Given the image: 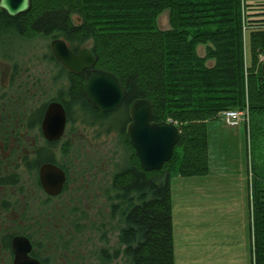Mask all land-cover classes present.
<instances>
[{
	"label": "trees",
	"instance_id": "16d2710c",
	"mask_svg": "<svg viewBox=\"0 0 264 264\" xmlns=\"http://www.w3.org/2000/svg\"><path fill=\"white\" fill-rule=\"evenodd\" d=\"M258 3L264 8V0H32L29 12L18 17L0 13V35L8 30L27 39L55 34L74 53L90 44L97 68L114 74L128 92L114 126L128 125L132 101L138 99L153 104V122L178 121L179 145L162 170L145 172L134 155L131 169L115 177L118 200L134 201L122 214L127 226L115 252L129 264H175L170 179L207 175L209 121L247 106L254 117L264 116V18L256 23L251 15L257 12L250 11ZM165 12L170 30L159 29ZM205 46L202 58L198 50ZM71 77L68 104L97 113L85 99L83 77ZM2 107L0 137H9L13 129ZM20 124L19 133L24 119ZM44 159L52 161L38 160ZM254 183V264H264V179L258 175Z\"/></svg>",
	"mask_w": 264,
	"mask_h": 264
},
{
	"label": "rangeland",
	"instance_id": "374dc122",
	"mask_svg": "<svg viewBox=\"0 0 264 264\" xmlns=\"http://www.w3.org/2000/svg\"><path fill=\"white\" fill-rule=\"evenodd\" d=\"M252 8L250 11L257 12L255 16L251 15L252 19L258 23L264 18V8L262 5L260 6V3L254 4ZM1 12L4 11L0 9ZM169 20V13L165 12L158 21L159 29L170 30ZM56 36L55 34L41 35L27 39L12 30L4 31L0 35V100L2 99L0 105L6 107L2 108L8 118L12 112L19 111L17 118L20 121L21 118L24 119L25 126V130L19 133V126L14 124L16 126L13 129H16L17 134L24 138L19 140L14 149L11 148L12 145H9L10 152H5H16V156L30 152V158L33 155L36 163L39 162L38 159L47 157L55 161L57 168H60V164L68 172L67 184L65 183L66 186L64 184L65 190L63 193L61 192V196V193L55 196L49 192L46 193L44 188L45 193H43L39 187L36 190L37 197L32 198L28 194L30 200L27 204L33 202L34 208L30 205L26 208L20 202L21 195H24V200L28 198H26V188L24 189L23 185L16 187L15 192H10V189L7 188L5 201L7 200L11 205L12 208H8L12 211L7 215L8 219L4 221L0 219V237H5L9 233L18 234L20 237L23 236L21 234H30L34 244L37 245L35 254L46 261V264H129L123 255H115V252L121 250L120 232L127 226L122 214L127 206L132 207L134 201L130 202L131 200L128 199V203L124 205L121 200H118L121 196L115 177L124 171H129L136 156L135 148L127 134V130L132 124L131 112L129 111L128 125L121 128L120 125L114 126L113 121L119 116V111L122 108L107 114L96 110L87 102L93 111L100 114L94 112L84 114L78 106L71 104L69 90L72 86L70 82L73 73L64 68L51 51L55 39H60ZM246 42H248L247 53H249L248 31L246 32ZM86 48L92 52L90 44H85L81 51ZM206 49L207 46L200 47L198 55L204 58ZM81 51L74 53L72 50L74 55H78ZM94 58L96 60L95 56ZM15 66L21 76L19 79L14 77L12 81L14 86H10L11 81H8V76ZM93 69H99L97 63ZM78 76H82L85 82V74ZM85 84L86 82L84 87ZM22 94V100L16 99L18 95L22 96ZM136 101L139 99L132 101V104ZM55 102L63 105L66 115L69 110V116L67 115L66 128L62 138L50 141L45 138L43 122L46 110ZM69 102L71 105L68 104ZM125 103L126 100L122 106ZM233 112L238 113L237 109L223 111L216 118L218 120L209 121V123H214L215 129L212 130L213 124L209 127L210 157L207 175L194 176L193 178L182 177L179 174L171 175L169 187L172 198L173 228L175 227L176 230L175 241L173 240L175 264H182L183 261L186 264H221V262L222 264H254L253 187L258 175L260 179H264V116L263 118L254 117L247 106L242 111L241 119L235 123L230 118L232 115L230 113ZM165 122L179 128L178 121L169 119ZM216 125L221 126L219 130ZM242 128L244 130L239 141H229L222 132L224 130L228 135H232L229 132L236 134ZM51 151L53 152L51 153ZM38 152L45 156L38 157ZM136 157L138 158V156ZM15 169L22 178L26 176L25 178L29 179L35 175L26 172V164L21 168L15 166ZM39 171L41 174L42 171L40 169ZM168 171L167 168L164 172L165 176ZM172 177H182L181 180L184 182L193 179V182L189 186L188 184L177 186L173 182L174 185L171 186ZM34 180L37 181V174ZM51 196L59 198L53 199ZM147 199L151 200L150 194ZM186 205H189L191 209H184L183 206ZM51 208L53 227L51 219L47 216ZM197 210H200L199 215L211 214L213 216V213L216 212L219 217L226 215L236 217L235 225H232V221L227 217L223 219L224 222H219L217 225H223L226 229L228 227L236 228L238 236L228 238L225 231L220 228L221 238L220 234H217L218 236L216 235L214 239L219 241L217 245L222 246L223 242L229 243L232 239H237L239 257L237 252L233 253L231 257L227 255L226 258L225 253H222L217 255L214 260V256L209 255V251L194 255L191 251L183 250L179 241L180 223L181 221L186 222L185 219L193 212L196 214ZM24 218L27 221H23ZM212 233L205 231L203 235L206 234L211 238ZM224 236L226 237L224 238ZM207 240H209L208 244L213 246L212 240Z\"/></svg>",
	"mask_w": 264,
	"mask_h": 264
},
{
	"label": "water",
	"instance_id": "95a60500",
	"mask_svg": "<svg viewBox=\"0 0 264 264\" xmlns=\"http://www.w3.org/2000/svg\"><path fill=\"white\" fill-rule=\"evenodd\" d=\"M32 0H1L0 9L10 17H18L29 12ZM51 51L55 59L73 74H85L84 96L96 110L109 114L121 108L128 92L119 83V80L103 70H94L97 61L90 49L74 55L67 43L55 39ZM264 73V64H263ZM132 124L127 130L130 142L135 148L140 164L144 171L161 170L172 157L180 139L177 127L167 122H153V106L150 101L139 100L131 107ZM67 115L63 105L52 103L45 112L43 125L45 138L57 141L65 132ZM41 182L46 193L59 195L66 183L65 173L53 164H47L41 169ZM14 264H39L29 258L32 251L31 243L24 237L14 241Z\"/></svg>",
	"mask_w": 264,
	"mask_h": 264
},
{
	"label": "flooded vegetation",
	"instance_id": "af4514ba",
	"mask_svg": "<svg viewBox=\"0 0 264 264\" xmlns=\"http://www.w3.org/2000/svg\"><path fill=\"white\" fill-rule=\"evenodd\" d=\"M12 72H13V74H12ZM18 72L19 71L17 69V66H15L12 69V71H10V75L8 76L9 77L8 81H11V83H9L10 86L11 85L14 86L12 83V81L14 80V77H15V79H19V76H21V74H18ZM17 116H18L17 112H12V114L9 117V121L11 122L10 125H12V129L16 125H18V126L21 125L20 120L17 118ZM14 124H16V125L14 126ZM21 135H23V134H21ZM23 138H24V136H20L17 134L16 129H13V131L9 137H5V136L0 137V219H3V221L5 219L9 218L7 215L12 211L8 208V207H11V205L8 204L7 200L5 201V198L7 196V194H6L7 188L10 189V192L11 191L15 192L16 187L23 185V188L24 189L26 188V194H27L26 198L28 197V194H30V197L35 198V197H37L36 190L38 187L42 190L43 193H45L43 190V187H42L43 183L40 182V179L42 177H41L39 169L41 170L44 166H47V164L55 165V161H53V160L51 162H49L48 160H42V161H39L36 163L34 161L35 158L33 155H32V158H30V152H25L26 155L22 154L19 156L15 155L16 152H14V153L13 152L12 153L5 152V151L10 152L9 151V149H10L9 145H12L11 148L14 149V147L18 144L19 140L20 139L22 140ZM35 141H36V139H35ZM46 148H47V146H46ZM3 153H6V154H3ZM24 155H25V159L23 157ZM39 156H40V154L38 152V157ZM25 164L27 166L26 172L28 174H35L34 176L29 177V179L25 178L26 176H24L22 178L21 174H19L15 169V166H18V168H21ZM59 167L65 173L66 184H67L68 172L66 170H64V166H61L59 164ZM36 174H37V181L34 180ZM66 184H65V186H66ZM65 186H64V188H65ZM64 188L61 191L62 193L65 190ZM62 193L60 194V196L62 195ZM12 194H13V192H12ZM51 198L57 199L59 197L54 198L51 196ZM29 200H30L29 197L27 198V200H24V195L20 196V202L22 205H24L26 208L29 205L34 208L35 204L33 202H31L30 204H27V202ZM47 216L49 217V219H51V226H52L53 225L52 208L47 213ZM23 221H27V219L24 218ZM15 224H16V222H15ZM5 234H7V233H5ZM21 235H23L24 238L27 237L26 239L30 240L32 251L29 255V258L37 261L39 264H46V261H44L42 258H39V256L35 254V251L37 250V248H36L37 245L34 244L31 235L30 234H28V235L27 234H21ZM18 237H20L18 234H11V233L7 234L5 237H0V264H9V263L14 264L15 263V260H16L15 257L16 256H15V249H13V245H14L15 239H17ZM4 245H6L5 247H8L10 250L9 249H8L9 251L5 250Z\"/></svg>",
	"mask_w": 264,
	"mask_h": 264
},
{
	"label": "crops",
	"instance_id": "0c3cea01",
	"mask_svg": "<svg viewBox=\"0 0 264 264\" xmlns=\"http://www.w3.org/2000/svg\"><path fill=\"white\" fill-rule=\"evenodd\" d=\"M212 124L214 125V123H209V126L207 128L209 145H210L209 127L213 126ZM220 127H221L220 125H216V128H218V130L220 129ZM213 129H215V125L212 127V130ZM243 130L244 129L242 128L240 131H238L239 133H236V134H234L233 132H229L232 135H228L224 130H222V132L225 134V137L227 136L229 141L234 142V141L240 140L239 138L242 137ZM190 178H193V177H190ZM172 179L173 180L171 181V186L174 184H176L177 186H179V185L186 186L188 184V186H189L190 183L193 182L192 181L193 179L185 180V182H184V180H181V179H183L182 177H180V178L172 177ZM173 182H175V183L173 184ZM183 207H184V209H187V208L191 209V207H189V205H186ZM197 212H196V214L194 212L191 213V215L185 219L186 222L181 221V223H180V226H179L180 240L179 241H180V244H181L183 250L191 251L194 255L195 254H201L200 252L209 251L210 252L209 255L214 256V260L217 257V255H220L222 253H225V258L227 257V255H228V257H231L233 253L236 254V252L239 250V248L237 247V242H238L237 239H232L229 243L223 242L225 244V245L223 244V246L217 245V243L219 241L214 239V237L217 234H220V232H219L220 228H222L225 231L228 238H230V237L236 238L238 236V232H237L236 228L231 229L233 227H228V229H226V227L223 225H217V223H219V222H224L223 219L226 217L228 219H230V221H232V225H233L235 223V221L237 220V219H235L236 217L234 215H226L224 217L223 216L219 217L216 212L213 213V216L211 214L210 215H205V214L199 215L200 210H197ZM232 225H230V226H232ZM209 226H211L212 228ZM215 229H218V230H215ZM173 230H174V241H175V233H176L175 227L173 228ZM205 231L213 232L211 238L208 237L206 234L203 235V233H205ZM219 237L221 238V234ZM225 237L226 236H224V238ZM207 239L212 240L213 246H210V244H208L209 240H207ZM235 246H236V248H235ZM209 248H211L212 250H210ZM237 256H238V252H237ZM182 264H186L185 261H183ZM221 264H222V262H221ZM224 264H226V263H224Z\"/></svg>",
	"mask_w": 264,
	"mask_h": 264
},
{
	"label": "built area",
	"instance_id": "2783aa9c",
	"mask_svg": "<svg viewBox=\"0 0 264 264\" xmlns=\"http://www.w3.org/2000/svg\"><path fill=\"white\" fill-rule=\"evenodd\" d=\"M230 114H232L231 115V119H233V121L236 123V122H238L241 118V115L243 114L242 112H238V113H236V112H233V113H230Z\"/></svg>",
	"mask_w": 264,
	"mask_h": 264
}]
</instances>
